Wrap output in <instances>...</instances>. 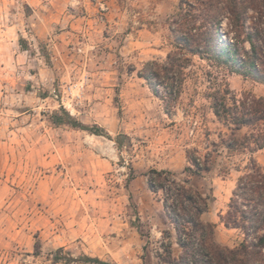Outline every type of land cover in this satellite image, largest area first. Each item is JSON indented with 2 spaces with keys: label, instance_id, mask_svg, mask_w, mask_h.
<instances>
[{
  "label": "rangeland",
  "instance_id": "obj_1",
  "mask_svg": "<svg viewBox=\"0 0 264 264\" xmlns=\"http://www.w3.org/2000/svg\"><path fill=\"white\" fill-rule=\"evenodd\" d=\"M177 4L0 0V264H62L52 259L59 247L115 264H158L161 242L180 252L147 174L165 169L183 178L187 150L203 155L226 130L206 98L205 61L195 58L187 69L172 115L137 76L170 50L168 18ZM225 78L235 94L264 98V84L234 73ZM80 81L81 100L68 90ZM61 108L111 138L53 124L49 115ZM212 155L213 169L191 184L212 192L202 220L214 224L217 242L232 246L240 234L219 214L240 172L223 176L220 168L231 163L222 149ZM256 158L264 170V148Z\"/></svg>",
  "mask_w": 264,
  "mask_h": 264
},
{
  "label": "trees",
  "instance_id": "obj_2",
  "mask_svg": "<svg viewBox=\"0 0 264 264\" xmlns=\"http://www.w3.org/2000/svg\"><path fill=\"white\" fill-rule=\"evenodd\" d=\"M168 29L170 50L165 58L145 62L137 76L172 115L187 69L195 58L205 61L211 67L205 72L210 84L206 98L226 132L220 133L219 142L213 141L212 149L203 155L196 149L187 150L183 178L165 169L147 174L150 191L161 194L180 250L174 255L172 242H161L158 264H264V170L256 158L264 148V98L249 91L235 94L225 78L234 73L264 84V0H178L168 18ZM19 44L28 49L21 37ZM42 53L48 63L47 51ZM49 121L111 138L102 128L77 121L64 108L50 114ZM220 149L231 163L222 165V175L231 169L240 172L227 209L219 214L226 228L240 234L232 246L217 242L214 224L202 220L213 200L212 192L191 184L192 177L213 169L212 154ZM163 232L168 237L171 234ZM35 248L38 254V239ZM52 259L62 264H115L88 255L73 256L63 247L55 250Z\"/></svg>",
  "mask_w": 264,
  "mask_h": 264
},
{
  "label": "built area",
  "instance_id": "obj_3",
  "mask_svg": "<svg viewBox=\"0 0 264 264\" xmlns=\"http://www.w3.org/2000/svg\"><path fill=\"white\" fill-rule=\"evenodd\" d=\"M84 88H85V82L84 81L83 82L80 81V82H76V83L70 85L68 87V90H69L70 93H75L74 97L76 99L81 100V98L83 96ZM63 106H65V105L63 104Z\"/></svg>",
  "mask_w": 264,
  "mask_h": 264
},
{
  "label": "crops",
  "instance_id": "obj_4",
  "mask_svg": "<svg viewBox=\"0 0 264 264\" xmlns=\"http://www.w3.org/2000/svg\"><path fill=\"white\" fill-rule=\"evenodd\" d=\"M75 21H76V23L79 21V18H76L75 19ZM72 25H74V23L72 22ZM70 33V32H69ZM35 36H37V35H35ZM21 38H23L22 36H21ZM18 43H19V40H18Z\"/></svg>",
  "mask_w": 264,
  "mask_h": 264
}]
</instances>
